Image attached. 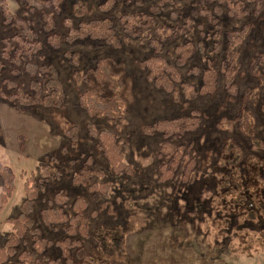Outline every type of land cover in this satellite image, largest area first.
<instances>
[{
  "label": "rangeland",
  "instance_id": "rangeland-1",
  "mask_svg": "<svg viewBox=\"0 0 264 264\" xmlns=\"http://www.w3.org/2000/svg\"><path fill=\"white\" fill-rule=\"evenodd\" d=\"M48 1L41 17L39 5L32 9L24 0H7L13 14L28 22L31 30L38 34L41 48L33 57L38 72L35 78L45 82L44 71L48 69L57 72L60 78L65 99L62 106L54 109L26 106L6 97L15 95L17 87L31 96L34 92L24 66L12 64L2 56L1 41L21 34V30L17 23H3L0 7V91L6 94L5 97L0 94V162L10 167L15 176V189L5 203L0 189V247L12 230L5 223L6 219L15 217L21 203L28 198L27 183L37 186L45 183L41 180L44 178H41V169L48 164L50 178L35 201L34 216L43 237L53 243L62 239V232L45 227L39 211L48 207L57 192L64 191L71 200L77 196L86 198L91 232L97 226L120 227L125 231L127 249L123 255L115 257V264H264V65H260L258 74L250 69L256 54L264 51V0L258 14H251L246 20L235 21L225 13L220 18L222 35L251 28L241 52L238 86L233 94L226 93L221 75L215 95L181 94L177 86L179 102L174 101L171 93L157 89L139 66L154 55L148 40L157 36V30L146 28L141 35L131 37L123 32L120 19L151 15V9L159 7L156 26L176 27L190 18L191 12H200L203 6L198 0L163 5L159 0H147L142 5L121 0L107 13L101 9L107 0ZM82 6L86 13L75 16V11ZM249 7L253 13L254 4ZM45 14L53 22L51 29L44 27ZM105 17L114 21L120 49L91 39L67 40L66 23L77 27L81 21ZM196 22L199 24L200 20ZM191 36L199 51L180 71L198 87L199 73L204 70L206 60H211L220 72L223 53H214L213 41L208 35L203 44L206 46L203 56L200 45L204 40L196 29ZM57 40L59 47L55 46ZM218 41L222 42V37ZM185 42V37L169 39L156 56L173 65L176 49ZM104 58L114 60L125 70L129 102V116L125 120L97 119L79 105L78 94L84 93L87 86L77 84L73 74L82 76ZM4 81H12L16 86L9 88ZM252 89L260 91V99L257 104L248 103L244 107V93ZM242 110L251 111L256 118L253 137L238 131L237 117ZM182 116L199 118V123L181 138H169L168 143L174 150L182 146L179 156L186 160H182L184 163L179 165L175 176L164 180L160 166L170 159L160 155L164 138L161 134L145 133L143 127ZM96 131L111 132L116 137L125 172H114L105 154L96 151L97 139L92 133ZM228 137L242 149L238 167L228 165L232 155L223 149ZM108 150L110 156L114 155L111 147ZM192 158L195 160L190 178L184 181L183 167ZM83 168L103 172L88 180V183L106 186L96 192L97 199L90 196L87 185L75 183V177ZM229 171L238 178L225 184ZM225 186L228 191L224 190ZM241 197H247L248 205L236 204ZM250 208L256 215L253 220H249L253 213ZM82 243L89 254L94 255L95 242L83 239ZM47 255L60 258V251L54 247Z\"/></svg>",
  "mask_w": 264,
  "mask_h": 264
},
{
  "label": "trees",
  "instance_id": "trees-1",
  "mask_svg": "<svg viewBox=\"0 0 264 264\" xmlns=\"http://www.w3.org/2000/svg\"><path fill=\"white\" fill-rule=\"evenodd\" d=\"M24 1L26 2V6L32 9L38 7L36 5L42 7L38 12L41 17L44 14L43 10L47 7L46 4L49 2L48 0H43L44 2L41 0ZM120 1L107 0L101 9L104 10V13H107L114 9ZM122 1L142 5L147 0ZM181 1L183 0H159V3L163 5ZM262 1L198 0L199 4L203 6L200 12H191V17L182 25L176 27L168 26L167 28H158L156 26L155 17L160 13L159 7L152 8L151 15L124 16L120 20L123 32L131 37L141 35L146 28L153 27L157 30V36L154 39L148 40V44L153 49L154 55L140 62L139 66L147 72V79L157 89L171 93L174 101L179 102L180 98L178 94L180 93L215 95L217 93V82L221 75L224 76L226 93H229L228 95L233 94L234 89L238 86L237 78L241 68V52L251 32V28L244 27L239 31L225 32L222 35L219 26L220 18L225 13L228 18L235 21L246 20L251 17V14H258ZM253 4L254 11L251 13L249 6ZM206 5H210L211 7L207 8ZM0 7L3 23L5 25L17 23L21 30V34H15L9 39L4 38L1 41L2 56L12 64L19 67L24 66L26 73L31 79V90L34 92L31 96L17 87L15 95L6 96L1 90V96H6L9 100H18L19 103L26 106L59 108L64 103L65 94L57 72L52 69L45 70L47 79L43 83L35 78L38 72L33 62V57L41 48L38 34L31 30V25L28 22H24L18 15L13 14L7 0H0ZM85 13V6H82L75 11L74 15L81 17ZM44 17L46 20L44 27L51 29L53 22L50 21L46 14ZM202 19L204 22H201ZM198 20H200L199 24L196 22ZM65 25L68 29L66 35L68 41L91 39L104 42L116 50L122 47L116 35L115 24L111 17L81 21L77 27H74L70 23H66ZM195 29L204 40L200 45L202 55L206 47L203 44L206 42L208 35L210 40L213 41L214 53H223L220 72L215 69L211 60H206L204 70L199 73L200 80L198 87L188 77H184L180 71V67L185 66L199 51L198 47L192 42L191 35ZM179 37H185L186 42L184 46L176 49V59L173 65L168 63L164 58L156 56L162 50L164 42ZM221 37L222 42H219L218 39ZM59 45L60 41L57 40L55 46L59 47ZM254 60L250 69L253 73L258 74V70L261 68L260 65H264V51L257 53ZM25 61L27 62L25 63ZM124 71L122 65L117 64L112 59L104 58L98 60L94 67L87 70L82 76L78 73L73 74L72 78L77 84L84 83L87 86L84 93L78 94V101L79 105L89 116L101 120H110L112 122L125 120L129 116L128 90ZM16 73L18 72L16 71ZM4 83L9 88L16 86L12 81H4ZM177 86L180 89V93L177 90ZM259 99L260 91L258 89L247 90L243 96V106L245 107L248 103L257 104ZM237 118V128L241 135L253 137L256 134L257 126L254 114L251 111L242 110ZM198 120L199 118L182 116L177 119L161 120L151 126L143 127L145 133L161 134L164 138L165 142L161 147L160 155L165 158L170 157L166 164L160 166V169H163L160 174L164 180L175 176L179 165L186 160L184 156H179V149L182 146L178 145L174 150L168 143L169 138H181L198 125ZM92 133L97 139L95 145L96 151L105 154L114 172L119 173L121 172L120 170L125 172L126 166L123 165L124 157L121 153L120 146L116 144V137L107 131H96ZM256 144L258 146L260 145L259 142ZM109 145L114 153L112 156H110V151L108 150L110 147H106ZM223 149L232 155L228 161V165L238 167L242 153L239 144L233 138L228 137L224 140ZM194 160L192 158L190 162L186 161L187 164L183 167L185 170L183 174L184 181H187L188 177L190 178L189 175ZM89 169H81L75 177V183L87 185L89 193L91 194L90 196L97 199L98 197H94L96 192H101L102 189H106V186L104 184L98 185L97 183H90V181L92 177L103 175V172L101 170H95L93 172L91 168ZM41 171L43 172L41 178L44 177L41 180L47 184L50 178L48 174L49 165H44ZM226 176L228 180L224 181L225 184L227 182L230 184V182L238 178V175L236 176L231 171ZM0 180V189L3 191L2 200L5 203L7 201L6 199L11 198L15 189V176L11 168L4 166L1 162ZM88 180H90L89 183ZM45 183L38 186L33 182L31 184L27 183L28 198L21 203L20 211L15 217L6 219L5 223L10 225L12 230L8 234L4 245L0 247V264H115V257L123 255L127 249L125 231L120 227L105 228L103 226H97L91 232L86 214L88 206L85 197L77 196L71 200L68 193L64 191L57 192L52 200H49L48 207L41 209L39 212L43 225L54 230L60 229L63 236L61 240L55 243L43 237V231L37 226L34 212L36 209L35 201L39 198V193L45 190ZM224 190L228 191L226 186ZM236 202L238 206L248 205L247 197H241ZM251 211L253 212V210ZM255 218L256 215L254 212L249 215V220ZM83 239H92L95 242L94 255L89 254L82 243ZM54 247L59 249L60 258H51L47 255V252Z\"/></svg>",
  "mask_w": 264,
  "mask_h": 264
}]
</instances>
